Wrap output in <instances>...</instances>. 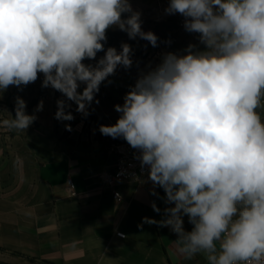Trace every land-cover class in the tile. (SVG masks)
Wrapping results in <instances>:
<instances>
[{"label": "clouds", "instance_id": "9594fccd", "mask_svg": "<svg viewBox=\"0 0 264 264\" xmlns=\"http://www.w3.org/2000/svg\"><path fill=\"white\" fill-rule=\"evenodd\" d=\"M164 13L182 16L202 47L163 53L141 71L114 105L115 124L99 132L136 150L152 195L163 189L166 207L151 205L162 218L143 217L138 228H170L186 259L264 264V122L257 111L264 107V0H168ZM141 16L130 0H0V93L42 74V88L88 116L100 85L133 65L129 43L105 49L109 29L159 46ZM66 100H57L58 121L75 118ZM26 108L17 96L15 116L0 125L25 131L36 119Z\"/></svg>", "mask_w": 264, "mask_h": 264}, {"label": "crops", "instance_id": "0c3cea01", "mask_svg": "<svg viewBox=\"0 0 264 264\" xmlns=\"http://www.w3.org/2000/svg\"><path fill=\"white\" fill-rule=\"evenodd\" d=\"M130 2H136L132 7L144 22L142 1ZM149 12L156 22L173 16L155 6ZM177 23L183 27L182 16ZM189 44L202 47L183 29L174 34L169 52ZM129 86L101 87V101L92 103L88 117L77 119L71 131L65 128L70 121L54 118L58 96L52 88H41L32 98L16 86L0 93V121L15 116L17 96L36 116L25 131L0 125V264H207L206 254L186 259L170 228H138L143 217L162 218L153 202L166 207L163 189L152 195L148 176L122 183L120 198L102 181L101 174L116 167V146L126 141L103 136L99 126L115 124L114 105L123 103ZM41 100L43 110L37 111ZM257 111L264 122V107ZM184 221L190 231L187 217Z\"/></svg>", "mask_w": 264, "mask_h": 264}, {"label": "rangeland", "instance_id": "374dc122", "mask_svg": "<svg viewBox=\"0 0 264 264\" xmlns=\"http://www.w3.org/2000/svg\"><path fill=\"white\" fill-rule=\"evenodd\" d=\"M140 1H142L146 10L144 16V22L142 24L143 30L153 31L159 37V46L154 48L150 44H148L147 41L141 40L139 38H137L136 40H130L127 34L120 31L119 29H109L107 32V43L105 44V49L111 46V47H116L117 50H119L122 42L129 43L132 46L134 52V55L132 56L133 65L130 69H125L122 66L118 67L115 75L110 76L107 81L103 82L100 85V89L101 87H105L106 85L122 86V85H126L127 83L133 85V83H135V80L137 79L141 71H146L149 66L154 67L156 64L160 62L163 53L169 52L170 49L172 50V47L170 48V44L166 43V41L171 40L174 34L178 35L184 29L179 25V23H177V17H179V15H173L171 16V18L169 19L167 18L168 20L166 19L160 22L154 21L152 13L149 12L154 6L153 2L151 0H140ZM132 3L133 5H136V2H132ZM103 54H104L103 52L98 53L97 60L101 56H103ZM85 63L94 64L95 61H85ZM42 80H43V75L41 74L36 82L30 83L26 87H23L25 89V93L29 96V98H32L33 94L36 95L35 93H38L39 90H41ZM83 87L84 85L81 84L78 91H82ZM56 95L58 96V100L59 99L66 100V97H64L60 92L56 91ZM101 97H103V91L99 90V92L96 94V98H97L96 100L100 102ZM66 102L71 105V107L69 109H66V111H71L73 116L75 117L72 121H70L71 129H72L73 123H75L77 119L85 116H83L81 113L76 111L77 106L74 102L67 100ZM94 102L95 101H93V103Z\"/></svg>", "mask_w": 264, "mask_h": 264}, {"label": "built area", "instance_id": "2783aa9c", "mask_svg": "<svg viewBox=\"0 0 264 264\" xmlns=\"http://www.w3.org/2000/svg\"><path fill=\"white\" fill-rule=\"evenodd\" d=\"M154 3L155 9L164 12L167 7L168 0H151ZM184 49H176L171 52L181 54ZM115 152L118 155L116 167L113 171H105L101 174L104 185L113 189L115 198L121 197L120 185L125 181L141 180L147 176V168L143 170L140 167L139 160L135 159L136 150L132 149L127 142L116 146ZM117 236L125 238L123 232H118Z\"/></svg>", "mask_w": 264, "mask_h": 264}]
</instances>
